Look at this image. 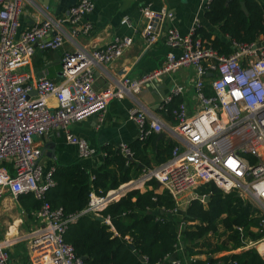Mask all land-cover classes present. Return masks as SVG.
I'll return each mask as SVG.
<instances>
[{"label": "built area", "instance_id": "2783aa9c", "mask_svg": "<svg viewBox=\"0 0 264 264\" xmlns=\"http://www.w3.org/2000/svg\"><path fill=\"white\" fill-rule=\"evenodd\" d=\"M25 1L30 0H0V200L6 195L17 199L32 194L42 204L33 212L38 223L28 232H0V264H12V254L20 242L29 264H85L64 239L68 223L75 216H64L61 208H51L45 198L54 185V169L43 171L39 163L41 150L34 137L50 129H62L67 142L77 146L81 158L91 157L95 149L86 139L69 131L71 123L96 114L99 126L110 100L138 92L142 87H155L160 76L184 67L193 70L191 105L184 99L190 85L174 82L159 104L160 110L165 114L169 111L172 119L156 117L141 106L130 110L140 139L152 132L162 133L174 144L164 162L151 166L128 184L133 188L142 185L145 190L151 189L148 182L154 180L156 191L165 190L171 195L176 212L187 208L194 199L205 203L207 195L200 194L197 187L213 182L256 206L263 229L264 37L246 42L228 36L232 51L224 54L206 47L204 40L195 36L197 20L187 33H181L166 24L172 20L171 10L145 5L141 8L145 23L139 32L145 47L162 39L170 49L155 70L134 78L124 75L112 87L97 90L95 67L120 58L133 44L132 36L116 35L101 47L78 46L65 51L59 81L43 71L29 83V74L21 68L31 62L36 49L62 46L64 23L88 33L91 23L84 17L94 3L77 0L64 17L46 15L21 28L19 16ZM211 1L204 0V4ZM206 83L210 94L205 90ZM51 98L55 100L53 105ZM177 99L181 100L169 109ZM120 151L126 157L132 155L128 144H120ZM110 199L111 195L91 193L86 211L98 215L97 210ZM104 220L112 227L108 216ZM238 229L242 231V227ZM248 247H255L264 258V234L256 240H244L236 250ZM171 262L183 264L177 258H171Z\"/></svg>", "mask_w": 264, "mask_h": 264}, {"label": "trees", "instance_id": "16d2710c", "mask_svg": "<svg viewBox=\"0 0 264 264\" xmlns=\"http://www.w3.org/2000/svg\"><path fill=\"white\" fill-rule=\"evenodd\" d=\"M207 26H216L218 33ZM261 35L264 6L258 0H212L205 5L195 29V36L204 40L206 47L224 54L232 51L228 36L251 42ZM205 90L212 93L208 83ZM173 144V140L152 132L129 144L132 160L118 148L107 146L103 161L96 167L73 164L54 168V185L45 198L51 208H61L64 216H75L68 223L65 241L85 264H173L171 258L183 264H264L255 247L236 250L244 240H256L264 234V227L259 226L260 210L235 191H223L213 182L197 187L200 194L208 195L205 203L194 199L176 212L171 195L156 191L154 180L148 182L151 189H128L97 210L98 215L86 211L91 193L103 197L138 178L148 167L164 162ZM18 202L26 213L25 226L36 225L33 212L42 201L27 194L19 196ZM107 216L112 227L105 223ZM15 249L12 264H29L27 256ZM218 252L223 254L213 256ZM195 255L208 257L187 259Z\"/></svg>", "mask_w": 264, "mask_h": 264}, {"label": "crops", "instance_id": "0c3cea01", "mask_svg": "<svg viewBox=\"0 0 264 264\" xmlns=\"http://www.w3.org/2000/svg\"><path fill=\"white\" fill-rule=\"evenodd\" d=\"M76 1L77 0L25 1L23 12L19 16L20 27L27 28L46 15L56 18L64 17L70 6ZM92 1L94 3V8L84 17L85 20L91 23V30L88 33H83L73 28L70 24L64 23L62 26L64 32V42L62 46L57 49H36L31 62L21 68L22 71L29 74V83H33L43 71H46V75L49 78L59 81L61 79V62L65 51L78 46L89 49L101 47L116 35L132 36L134 39L133 44L124 51L120 58L110 63L99 64L95 67L94 87L97 90H102L112 87L124 75L134 78L151 72L162 64L170 49L162 39L148 48L145 47L139 35L145 23L141 8L145 5L153 9L164 6L171 10L173 12L172 20L168 21L166 24H171L181 33H187L196 20L198 22L202 20V13L205 8L204 0ZM258 1L264 6V0ZM207 27L214 34L218 33L216 26ZM263 37V35L259 36V38ZM192 75V68H179L169 75L165 74L160 76L158 81L155 82V87H142L138 92L126 94L122 98L110 100L104 120L99 126L97 125L98 121L96 114H90L81 120L71 123L68 126L69 131L78 137L86 139L90 146L95 149V154L91 157L81 158L78 154L77 146L67 142L65 133L62 129H50L41 136H35L34 142L41 150L39 163L43 171L47 172L58 166L73 164H79L87 169L96 167L103 161L105 148L107 146L120 150V144L129 145L131 142L138 139L139 132L137 124L130 117V110L134 106H141L150 114L164 120L172 119V117H170L171 115L167 116V114L160 110V98L163 94L168 92L174 82L187 83L190 85V92L184 95V99L191 105ZM50 103L53 105L55 100L51 98ZM163 135L164 134H162V136ZM131 180L120 186L124 184V186H126V184L128 185V182ZM120 186L117 189L108 191L107 195L110 196L117 193ZM140 186L142 188L140 189L144 190V187L142 185ZM130 187L133 188L132 186ZM127 190H125V192ZM119 197H116L115 200ZM13 206L16 209V219L18 223L24 219L25 226V224H27L26 213L20 207L18 198L13 199L9 195L2 198L0 200V216H5L6 214L11 215L12 211H10V209ZM13 229L14 228H11L9 233H13ZM221 254H223V252H218L213 256ZM206 257V255H195L187 257V259L191 260Z\"/></svg>", "mask_w": 264, "mask_h": 264}, {"label": "rangeland", "instance_id": "374dc122", "mask_svg": "<svg viewBox=\"0 0 264 264\" xmlns=\"http://www.w3.org/2000/svg\"><path fill=\"white\" fill-rule=\"evenodd\" d=\"M138 187L141 188V186L139 185ZM10 211H12L11 215L6 214L5 216H0V232L2 234H6L8 231H11V228L15 229H13V233H15L16 235H21L28 232L30 229L24 226V219L19 221L18 223V220L16 219V209L14 206L10 209ZM23 248V243L20 242L18 243V245H16L15 250L19 252L21 250L25 254V250Z\"/></svg>", "mask_w": 264, "mask_h": 264}, {"label": "water", "instance_id": "95a60500", "mask_svg": "<svg viewBox=\"0 0 264 264\" xmlns=\"http://www.w3.org/2000/svg\"><path fill=\"white\" fill-rule=\"evenodd\" d=\"M241 4H242L243 8H245L244 2H241ZM158 136L161 137L162 134L159 133ZM127 158H129L130 160H132V156H131V155H128ZM129 188H131V187L129 186V184L126 185V186H124V185H123V186H120V188L118 189V192H117V193H114V194L111 195V199H110V200L115 199L117 196L119 197V196L123 195V194L125 193V190H127V189H129ZM116 194H117V196H116ZM115 196H116V197H115ZM237 196H240V195L237 194ZM207 199H208V195L205 196L204 200L207 201Z\"/></svg>", "mask_w": 264, "mask_h": 264}, {"label": "bare ground", "instance_id": "6f19581e", "mask_svg": "<svg viewBox=\"0 0 264 264\" xmlns=\"http://www.w3.org/2000/svg\"><path fill=\"white\" fill-rule=\"evenodd\" d=\"M125 185V184H124ZM127 185V184H126ZM123 186V185H122ZM116 197V196H115ZM118 197V196H117Z\"/></svg>", "mask_w": 264, "mask_h": 264}]
</instances>
